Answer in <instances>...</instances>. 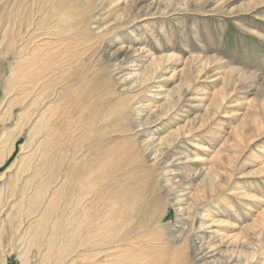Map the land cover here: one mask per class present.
Returning a JSON list of instances; mask_svg holds the SVG:
<instances>
[{
  "label": "rangeland",
  "instance_id": "rangeland-1",
  "mask_svg": "<svg viewBox=\"0 0 264 264\" xmlns=\"http://www.w3.org/2000/svg\"><path fill=\"white\" fill-rule=\"evenodd\" d=\"M0 264H264V0H0Z\"/></svg>",
  "mask_w": 264,
  "mask_h": 264
},
{
  "label": "bare ground",
  "instance_id": "bare-ground-1",
  "mask_svg": "<svg viewBox=\"0 0 264 264\" xmlns=\"http://www.w3.org/2000/svg\"><path fill=\"white\" fill-rule=\"evenodd\" d=\"M27 24V23H26ZM28 26V25H27ZM43 28V27H42ZM28 31V30H27ZM40 31V30H39ZM43 32V31H42ZM36 33V32H35ZM40 33V32H39ZM43 37V36H42ZM39 58V57H38ZM33 59V58H32ZM34 61H36L35 59H34ZM32 62V61H31ZM38 62V61H37ZM34 64H36V62L34 63ZM33 63L29 66V67H27L26 68V70H25V72L27 73L28 71H30V70H32L34 67H33V65H34ZM32 66V67H31ZM16 67V66H15ZM47 70H43L42 71V73H47L46 72ZM18 72V71H17ZM23 72V71H22ZM26 73H23L24 75L26 74ZM39 75H40V78L39 79H37V81L39 82V81H41L42 80V74H41V72H39L38 73ZM21 77H22V75H21ZM32 80H34V77H33V75L31 74V77L28 79V80H26V82L27 83H29V82H31ZM203 217V216H202Z\"/></svg>",
  "mask_w": 264,
  "mask_h": 264
}]
</instances>
